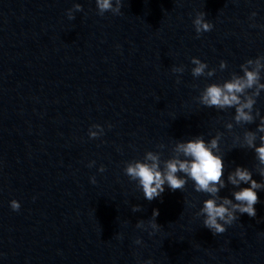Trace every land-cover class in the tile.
Segmentation results:
<instances>
[{"label":"water","instance_id":"95a60500","mask_svg":"<svg viewBox=\"0 0 264 264\" xmlns=\"http://www.w3.org/2000/svg\"><path fill=\"white\" fill-rule=\"evenodd\" d=\"M195 1L0 0V264L112 263Z\"/></svg>","mask_w":264,"mask_h":264},{"label":"clouds","instance_id":"9594fccd","mask_svg":"<svg viewBox=\"0 0 264 264\" xmlns=\"http://www.w3.org/2000/svg\"><path fill=\"white\" fill-rule=\"evenodd\" d=\"M96 4L100 15H103L105 11L109 10L114 14H119L121 11V0H116L115 8H113L112 0H96ZM75 10L82 11V6L76 4ZM68 17L69 19H73L74 15L69 12ZM193 24L198 35L201 32L210 31L213 27L212 23L205 19V13L203 12L196 16ZM192 62L197 65L193 70V74L201 75L206 65L195 58H193ZM258 80V71L245 70L244 78H237L226 82L222 87L215 84L208 86L202 97V102L208 106L218 107H232L236 105V120L238 122L241 120L251 122L253 117L250 115V110L254 101L249 98L246 102L241 103L237 93H242L246 88H252L253 85H257L258 89L264 88V84H258ZM246 108L249 109V112L244 110ZM96 126L99 127V125ZM259 131L264 132V123H261L259 126ZM89 135L92 138L96 137L95 132H90ZM246 139L248 146L253 147L256 139L255 135L249 133ZM260 139L262 143L260 146L255 147V152L258 162L264 165V136ZM217 147L218 143L216 139L211 141L210 146L206 145L202 138L188 140L187 142L179 143L177 150L182 152L185 157H190V159L181 160L178 157H174L165 161L162 170L159 157L148 152L146 161L150 162L136 161L135 163H130L126 167L125 173L133 180L138 181L139 187L142 188L144 198L148 201L160 197L165 190V184L173 191L183 189L187 181L178 176L177 173H184L194 181L197 192L215 195L219 191L217 185H220V187L224 186L222 182L223 159L212 151V149ZM100 171H104V168L101 167ZM260 175L264 177V170L260 171ZM228 180L231 184L239 188V190L233 193L234 200L238 203L233 204L232 200L227 197L223 198L222 203H217L215 199L209 198L204 200L201 209V213L205 216L203 224L214 235L225 232V225H231L237 219V212L240 214L246 213L249 217H255L256 209L254 205L259 202L257 191L264 189V183L253 179L252 172L243 166H237L234 173L229 174ZM95 182V178H92V183ZM241 184L248 186L239 187ZM226 205H231V208L226 207ZM10 206L14 211H18L20 209V202L13 199L10 202ZM140 207V205H134L133 211H138ZM158 215V209H154L152 213L153 219L148 221L149 225L155 230L160 228V225L156 222ZM144 223L143 220L138 221L137 227L143 228ZM136 242L140 243L141 241L137 239ZM146 264H151V261H146Z\"/></svg>","mask_w":264,"mask_h":264}]
</instances>
